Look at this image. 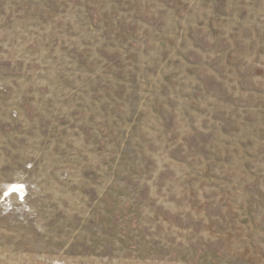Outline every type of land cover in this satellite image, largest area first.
I'll return each instance as SVG.
<instances>
[{"label": "rangeland", "instance_id": "obj_1", "mask_svg": "<svg viewBox=\"0 0 264 264\" xmlns=\"http://www.w3.org/2000/svg\"><path fill=\"white\" fill-rule=\"evenodd\" d=\"M0 264H264V0H0Z\"/></svg>", "mask_w": 264, "mask_h": 264}, {"label": "crops", "instance_id": "obj_2", "mask_svg": "<svg viewBox=\"0 0 264 264\" xmlns=\"http://www.w3.org/2000/svg\"><path fill=\"white\" fill-rule=\"evenodd\" d=\"M17 189H21L19 186H17Z\"/></svg>", "mask_w": 264, "mask_h": 264}, {"label": "bare ground", "instance_id": "obj_3", "mask_svg": "<svg viewBox=\"0 0 264 264\" xmlns=\"http://www.w3.org/2000/svg\"><path fill=\"white\" fill-rule=\"evenodd\" d=\"M23 188V187H22ZM19 191H21V189H18Z\"/></svg>", "mask_w": 264, "mask_h": 264}]
</instances>
